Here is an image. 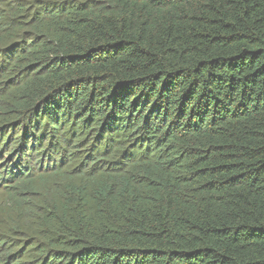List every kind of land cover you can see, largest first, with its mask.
<instances>
[{
  "label": "trees",
  "instance_id": "16d2710c",
  "mask_svg": "<svg viewBox=\"0 0 264 264\" xmlns=\"http://www.w3.org/2000/svg\"><path fill=\"white\" fill-rule=\"evenodd\" d=\"M0 264H264V0H0Z\"/></svg>",
  "mask_w": 264,
  "mask_h": 264
},
{
  "label": "rangeland",
  "instance_id": "374dc122",
  "mask_svg": "<svg viewBox=\"0 0 264 264\" xmlns=\"http://www.w3.org/2000/svg\"><path fill=\"white\" fill-rule=\"evenodd\" d=\"M0 177H2V175H0ZM4 186H5V184L0 185V200L2 198H9L8 192H6V190H3Z\"/></svg>",
  "mask_w": 264,
  "mask_h": 264
}]
</instances>
